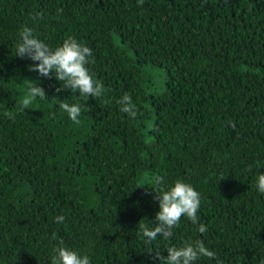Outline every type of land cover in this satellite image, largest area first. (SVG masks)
Returning <instances> with one entry per match:
<instances>
[{
  "label": "trees",
  "instance_id": "1",
  "mask_svg": "<svg viewBox=\"0 0 264 264\" xmlns=\"http://www.w3.org/2000/svg\"><path fill=\"white\" fill-rule=\"evenodd\" d=\"M25 25L52 47L86 43L104 97L16 56ZM29 81L45 98L30 96ZM124 92L135 119L116 104ZM62 101L82 106L79 123ZM259 172L264 0H0V264H51L59 242L92 264H159L149 248L166 256L191 240L216 253L196 264H261ZM157 177L191 183L199 219L182 215L171 238L145 243Z\"/></svg>",
  "mask_w": 264,
  "mask_h": 264
},
{
  "label": "clouds",
  "instance_id": "2",
  "mask_svg": "<svg viewBox=\"0 0 264 264\" xmlns=\"http://www.w3.org/2000/svg\"><path fill=\"white\" fill-rule=\"evenodd\" d=\"M19 41L16 44L15 55L29 57L37 63L30 67L42 76L51 72L57 81L63 83V88L81 94L83 97H104L106 88L103 82L96 79L88 65L92 57V49L84 42L74 37L64 39L58 46L52 47L45 40L34 34L33 28L27 25L19 32ZM29 94L31 97L45 98L44 89L35 82L29 81ZM119 111L129 118L135 119L138 106L130 93L124 92L116 100ZM67 116L79 123L82 106L78 103L61 102L59 105ZM157 188L154 190L155 199L158 201V211L155 214V223L144 219L139 224L145 243L156 241L158 237L168 240L173 235L174 227L179 223L182 215L193 223L199 219L197 211L201 203V194L194 186L183 180L176 179L170 184L164 183L161 177L156 178ZM255 190L264 194V172L256 174L254 179ZM57 223L65 220L64 215L54 217ZM199 232L206 231V226L200 224ZM51 264H92L88 254L64 245L62 242L54 246ZM154 251L159 264H196L201 258H214L216 253L201 240H191L180 246L167 247V255H161L159 249L149 248ZM264 264V261L261 262Z\"/></svg>",
  "mask_w": 264,
  "mask_h": 264
}]
</instances>
